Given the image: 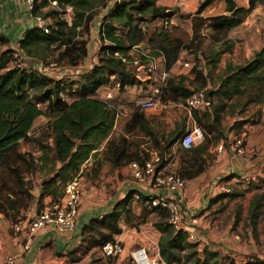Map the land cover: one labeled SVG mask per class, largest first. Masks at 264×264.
Returning a JSON list of instances; mask_svg holds the SVG:
<instances>
[{
	"label": "trees",
	"instance_id": "obj_1",
	"mask_svg": "<svg viewBox=\"0 0 264 264\" xmlns=\"http://www.w3.org/2000/svg\"><path fill=\"white\" fill-rule=\"evenodd\" d=\"M112 1L114 0H35L31 12L35 17L40 15L49 20L50 33L33 27L21 39V47L27 66H36V69L29 72L28 67H15L11 59V49L0 53V168L10 170V173L1 174V188L4 186V190H9L7 179L16 180L15 182L23 187L25 208L30 205L32 194L22 166H25V163L30 165L33 161L35 166L37 163L33 157L29 158L26 152L21 151L22 142L38 146L41 151L39 157L41 170L47 169L51 176L43 186V195L56 197L61 194L68 182L78 176L81 165L89 159L92 152L110 136L118 112L123 111L113 98L107 99L105 96L101 99L98 95L99 90L105 85H110L113 90L115 88L123 93L140 84L144 85L145 81L143 88L147 89L148 93L139 97L137 99L139 102L149 97L155 84L159 82L154 75L148 77L149 73L146 70H143L144 78H140L138 71L142 65L148 63L145 52L154 57L162 54L154 48L143 47V44L147 42L152 44L155 40L148 37L150 25L159 19L167 20L171 17L172 11L167 12L169 7L160 4V0H123L113 3L103 18L100 30L102 45L96 63L87 69L82 67L73 69L79 74L76 80L78 86L74 87L72 83H66L63 77L56 79L43 69H38L39 65L57 63L58 60H65L71 66H78L89 53L88 40L82 37V33L90 28L97 11L106 6L108 8ZM215 1L202 0L197 13L202 14ZM223 1L224 14L209 20L215 33L220 35V38L213 37L214 44L222 45L220 50L209 55L213 68L217 67L222 55L234 47L229 33L239 27L262 0H249L248 5H240L238 0ZM53 2H56L54 9L45 12V8L52 6ZM67 6L73 8L71 23L61 15V10ZM163 35L162 38L156 39L157 42L169 43L168 33L165 31ZM1 41L3 39L0 38V43ZM188 48L189 44L182 42L181 54ZM137 49H140L139 54L135 55ZM193 71L200 84H193L188 76L182 75L179 79L170 77L163 89V92L166 89L171 93L175 100L180 99L183 102L197 91L210 87L212 89L210 102L203 104L206 110L202 114L198 110H193V116L203 129L205 137L198 145L184 149L178 172L186 184L188 180L205 171L211 157L209 149L220 144L221 138L225 136L223 120L227 115L242 118L237 119L230 127V130L237 129L238 137L241 136L245 124L262 121L260 106L264 103V47L255 51L250 59L242 63L228 62L217 79L212 77V72L205 74L198 68H194ZM210 83H213V86H210ZM68 87H71V91H67ZM63 92H68L67 94L72 92L70 98L65 97ZM39 103L45 107L39 108L37 106ZM253 107L258 109L246 117L245 114L250 113ZM43 117H48L49 120L48 126L51 130L49 139H45L42 133L38 134L35 130L37 122ZM133 119H136L140 130H144L152 137L154 149L162 157L160 167L165 166L167 152L179 140V134L167 137L159 135L143 111H135ZM108 144L107 157L116 167L133 161L144 164L152 156L139 152L135 149L136 145L133 146L124 136ZM58 163H61L59 168ZM262 182L264 184V181ZM136 193V190L129 191L109 214L101 219H93L90 225L85 227L87 235L93 239L97 238L96 245L103 247L115 241V237L123 233L121 221L124 217L127 223L133 226L144 222L150 212H157L160 218L155 226L161 232L159 252L167 264H264L259 258L239 263L230 255H223L209 247L200 250L199 243L190 242L186 232L176 230L168 222L169 213L166 209L145 206L143 194L138 201L145 209L140 217H136L131 210V202L135 199ZM232 196L237 194L225 193L218 197L233 198ZM263 200L264 194H259L251 201L250 215L255 223L262 214ZM9 202L11 206L16 203L11 199ZM0 210H5V205L1 201ZM12 218L14 223L18 222L17 215H13Z\"/></svg>",
	"mask_w": 264,
	"mask_h": 264
},
{
	"label": "crops",
	"instance_id": "obj_2",
	"mask_svg": "<svg viewBox=\"0 0 264 264\" xmlns=\"http://www.w3.org/2000/svg\"><path fill=\"white\" fill-rule=\"evenodd\" d=\"M171 1L160 0L159 3L168 7V2ZM174 1L180 6H184V4L185 6L188 5V0H180V3L179 0ZM199 1L201 0H198V2ZM246 2L245 4L248 5V2ZM166 11L170 12L171 9H167ZM33 27H36V19L26 0H3L0 4V38L3 39L0 43V53L7 49H11L24 37L26 32ZM231 33H233L234 36L236 35L239 41H241L238 42L234 39V47L232 50L225 53L227 54L233 51V55L236 56L234 60H241L240 58L248 60L253 56L255 51L263 48L264 0H262L258 6L248 14L245 21L239 27L232 30ZM238 48H242L240 53ZM154 50H158L162 53L160 49L154 48ZM156 59L161 73L165 64L164 55L160 54ZM184 69L187 68L185 67ZM187 76L191 77L190 74H187ZM154 77L158 78V74H154ZM193 77V79H196L195 72L193 73ZM144 83L146 84L145 81ZM145 84H140L123 93H120L115 88L113 90L110 85H105L98 92L99 97L103 99L108 91H113L114 102L117 103L120 108H123L127 116L116 119L110 136L105 139V141L92 152L89 159L81 165L79 177L83 186V197L81 200L76 231L73 235L62 234L57 231L54 225H50L40 229L34 236L29 248H26V234L17 233L13 229L15 223L31 219L40 209L44 208L52 200L51 195H43V186L51 176L47 169L41 170L42 164L39 161L41 151L39 148L36 150L37 153L35 151L33 152L35 155L33 159L37 163L36 169L31 168L27 170L25 166H22L23 174L26 177L25 179L31 181L29 191L32 194V199L27 208H25L24 205L25 196L22 193L23 187L16 182L14 184L8 182L7 186H10V189L3 190V198L0 199L5 205V210H0V264L9 253L17 255L20 264H106L107 258L104 257L102 253V247L96 245L97 238L93 239L87 235L85 227L90 225L93 219H101L103 216L109 214L117 202L124 199L129 191L136 190L137 188L129 164L116 167L113 161L107 157L108 143L111 141H118L123 136L131 143L130 135H132L133 138L137 135V137L143 141L141 143L134 141L132 144L133 146L136 145L135 149H138L139 152L142 153H148L150 156L156 152L152 149V137L144 130H140L136 119H133L135 111L141 112V110L137 108V99L140 96H146L148 93L147 89L145 91L143 89ZM135 88L137 90H135ZM139 90H143L146 94L143 95L142 92L139 93ZM177 101L182 103L180 99ZM165 106L166 108L168 107V105ZM192 119L194 121V125L192 126L193 129L198 125L196 124L197 121L194 116H192ZM239 119L242 118H238V120ZM263 122L264 114L260 123H247L244 125L241 136L245 137V140L248 141V148L254 141L259 140L264 142V137L260 134L264 130ZM247 130L249 134L246 133ZM127 132L130 134H127ZM165 137H167V135H165ZM181 139L175 142L167 152V156L173 155V157L170 162L166 161V170L179 169L178 165L181 164L185 149L181 144ZM26 143L30 145L29 142ZM26 150L27 149L24 148L23 152H26ZM177 151H179L178 154ZM209 152L214 155L213 160H208V165L204 172L188 180L187 188L183 193V203L198 217L199 225L197 226V232L200 236V250L209 247L219 251L223 255H230L239 263L255 258L264 261V245L258 243L259 237L253 233L254 228L252 231H248V237L246 239H242L241 233H237L234 229V225L238 218L239 222L248 219V222L251 221L252 224L257 223L254 222L250 215L252 200L249 201L248 207H246V204L244 205L245 209L243 216L237 214L239 211H235L236 208H234V206H240L241 196L246 195L245 192L241 190L242 188H248L246 187L247 183L242 184V182L247 181L250 175L253 174L251 170L252 172L253 169L256 171L258 165H261L264 159L263 151L255 152L248 149L246 156H240L229 149L221 150L220 144H218L216 147L211 146ZM254 154L258 156L256 155L254 158ZM60 166L61 163H58L57 167L59 168ZM261 176L260 180L262 182L264 181V173ZM221 180L225 181L232 188L231 192L234 194H237L236 191L240 192L239 195L233 198H219L218 196L224 195L225 193L215 192L214 185ZM252 185H254V183ZM260 194H264V192ZM9 199L15 200L16 203L11 206ZM226 208H229V210H225ZM144 209L145 207L138 200L133 199L131 202L133 215L140 217ZM220 211H226L230 217L224 219ZM13 215H17L18 222H13ZM261 215L262 214H260L259 218ZM22 217L24 218L21 220ZM241 217L243 219H241ZM159 218L160 216L157 212H150L144 222L133 226L127 223L125 217L122 219L121 224L124 229L123 233L117 235L115 238L123 241L125 249L119 256L118 264H122L126 258L130 257L131 252L133 260L136 251L133 252L132 245L134 243L149 245L150 242L146 241L147 237H151V239L154 240L155 258L165 262L160 256L158 246L161 232L155 226ZM247 230L249 229L247 228ZM247 239H249V241ZM261 242H263V240H261ZM134 261L135 260H133V262Z\"/></svg>",
	"mask_w": 264,
	"mask_h": 264
},
{
	"label": "rangeland",
	"instance_id": "obj_3",
	"mask_svg": "<svg viewBox=\"0 0 264 264\" xmlns=\"http://www.w3.org/2000/svg\"><path fill=\"white\" fill-rule=\"evenodd\" d=\"M171 1V0H170ZM188 5L180 6L178 3H176L174 0L171 2H168V7L171 9V17L167 20L165 19H159L154 24L150 25V34L149 39H155L154 42L149 44V42L143 44L144 48L151 49V48H157L160 49L162 54L164 55L165 64L163 66L164 69H162L160 73V68L158 65L157 70L155 71V74L158 76L161 75L163 72L170 73V77H176L179 79L182 75L187 76V74H190L188 78L193 79V69L199 68L201 69L205 74L212 72V77L214 79H217L218 75L222 73V71L225 68L226 63L229 61L236 62V63H242L245 59L240 58L241 60H234L236 56L233 55V51L231 53L223 54L221 57V61L217 64L216 68H213L212 61H209L210 57L209 55L217 50L221 49L222 45H215L213 42V37L220 38V35H217L215 33V30L213 27H211V22H209L210 19H213L212 17H216L219 14L223 15L225 10V4L223 0H216L215 3L206 9L202 14H198L197 10L200 6V3L202 2L198 0H188ZM240 5H244L246 0H238ZM180 3V0H179ZM247 3V2H246ZM108 5V4H107ZM246 5V4H245ZM109 6V5H108ZM107 7V6H106ZM101 8L97 11L93 23L91 24L89 29L84 30L82 33V37L84 39L88 40V50L89 53L84 59L81 61V63L78 66H71L69 65L65 60H58L57 63L50 62L49 64H45L43 67V70L47 72L49 75L56 79H60L63 77V80L66 83H72L75 85L74 87L78 86L76 83V80L78 79L79 74H76L77 72L73 69L82 67L87 69L92 67L97 59H98V51L100 46L102 45V39H101V27L103 24V18L106 15V9L107 8ZM54 9V5L49 6L48 8H45V12L51 11ZM176 12V13H173ZM99 29V30H98ZM166 31L170 37L169 43H163V42H157L156 39L162 38L164 35L163 33ZM233 37V38H231ZM239 37V35H238ZM229 38L231 40H237L239 41V38L233 33H229ZM186 42L189 44V47L187 50H184L181 54V43ZM152 46V47H151ZM201 49V51H199ZM242 49V48H241ZM239 53H240V50ZM136 50V49H135ZM140 50V49H139ZM139 50L135 51V55L139 54ZM179 53V54H178ZM179 55V57H178ZM54 61V60H52ZM179 61H190L191 66L187 69H184L185 67L181 66L179 64ZM77 70V69H76ZM189 79V80H191ZM193 84H200L201 82L199 79H193L191 80ZM71 84V85H72ZM210 86H213V83H210ZM211 88V87H210ZM144 89V88H143ZM135 90H137L135 88ZM67 91H71V87H68ZM132 91V90H131ZM145 91V89H144ZM143 90H139V93L146 94ZM134 92V91H133ZM68 93V92H67ZM66 92H63V95L67 98H70V93L67 94ZM141 97V96H140ZM163 101L166 105H168L165 109H158L156 111L147 113V117L151 120L152 124L155 126L157 132L159 135H168V136H176L179 134V139H181V136L185 133L187 130H191L192 126L194 125V121L192 119L193 111H189L186 106L185 102L182 101V103H179L177 100H175L171 93H169L166 89L163 92ZM205 105H202L194 110H198L200 114H202L206 108ZM262 109V114H264V103L260 106ZM258 107H253L251 112L248 114H245L246 117H248L251 113L256 111ZM253 111V112H252ZM238 119L237 116H231L227 115L223 120V125L226 129L225 136L221 138V141L224 143V150H228V144L234 142V139L238 135L237 129L230 130V127L234 124L235 120ZM48 117L41 118L35 127V130L37 133H42V136L46 138H50V129L48 126ZM198 125V123H196ZM195 124V125H196ZM199 126V125H198ZM264 126V122H263ZM244 127V126H243ZM243 130V128H242ZM44 132V134H43ZM129 132H127L128 134ZM247 134H249V131H246ZM130 134V133H129ZM264 137V130L260 133ZM205 137V134H204ZM204 140V139H203ZM202 140V141H203ZM52 141L51 139L49 140ZM130 141L133 143L136 142H142L143 140L137 137V135L133 138L132 135H130ZM201 141L198 139L197 142ZM201 141V142H202ZM220 141V142H221ZM52 143V142H51ZM249 145L248 141L245 140V146L248 149H251V151H263L264 153V142L262 141H254L251 143L249 148L247 147ZM232 146V145H231ZM27 149L26 153L30 156L29 158L35 157L33 152L35 151L37 153L38 146L34 143H30V145H27L26 142H22L20 145V149L23 152V149ZM152 149H154V144L152 143ZM29 150V152H28ZM231 150V147L230 149ZM180 151V150H179ZM177 151V154L178 152ZM183 154V152H182ZM211 154V153H210ZM252 155V153L250 152ZM257 154H254V158ZM264 155V154H263ZM214 155L211 154V157L209 160H213ZM258 156V155H257ZM172 156H167V161L170 162L172 159ZM167 162V163H168ZM173 162V161H172ZM37 166H35V162L33 161L30 165L25 163V169L29 170L31 168L36 169ZM180 168V165H178ZM260 168V169H258ZM258 168L256 171L253 169V172L251 170L252 175L247 179V181L242 182V184H246V187L248 188H242L241 191L245 192L246 195H242L240 200V206H234L235 211H239L237 214L242 215L244 213L245 204L246 207H248L249 201L252 200L255 195L260 194L261 192H264V186L263 182H261L260 178L261 175L264 173V159L262 160L261 165H258ZM3 172L10 173V170H5L0 168V184L2 185V177L1 174ZM12 178H14L12 175H10ZM248 177V176H247ZM7 177H4V179ZM10 183H15L16 180L14 179H7ZM28 181V187H31V181ZM17 182V181H16ZM254 183V185H252ZM259 186L260 188H257ZM10 187V186H9ZM4 186L0 189V199L3 198L4 193ZM232 190V188H231ZM241 192V193H243ZM233 194V192H231ZM237 195H239L240 192H237ZM256 193V194H255ZM235 197V196H232ZM264 202V200H263ZM230 207V206H229ZM81 208V207H80ZM231 209V208H230ZM229 210V208L225 209ZM232 210V209H231ZM222 214V217L224 219H227L230 217L226 211H220ZM241 219H243L241 217ZM248 219H245L244 221L239 222V218L237 222L234 225L235 231L237 233H241L242 239H246L248 237V231H252L254 228V234L259 237L258 243L260 245H264V206L262 208V215L258 219L256 224H252L251 221L248 222ZM247 228L249 230H247ZM249 241V239H247ZM263 240V242H261ZM146 241L150 242L149 245H143L142 243H134L132 245V250L137 251L141 249L142 247H145L147 254L150 258L155 257V249H154V240L151 239V237H147ZM132 252L130 257L126 258L122 264H136L132 260ZM99 261V260H98ZM119 263V256L114 259H107L106 264H118ZM159 264H166L162 260H159Z\"/></svg>",
	"mask_w": 264,
	"mask_h": 264
},
{
	"label": "built area",
	"instance_id": "obj_4",
	"mask_svg": "<svg viewBox=\"0 0 264 264\" xmlns=\"http://www.w3.org/2000/svg\"><path fill=\"white\" fill-rule=\"evenodd\" d=\"M3 0H0V4ZM31 11L34 6L35 0H26ZM123 0H114L110 3V6L106 9V13L109 11L114 2H120ZM247 2L249 0H246ZM56 5V2H53ZM61 15L68 21L72 22L73 8L67 6L64 10H61ZM36 27L42 29L45 33H50L49 20L43 16H36ZM103 26V25H102ZM147 57L148 63L142 65L138 71V76L144 78L143 70L149 73V76L155 74L158 68V62L156 57L151 54L144 53ZM11 59L15 67H28L25 62V55L21 47V40L17 42L11 48ZM138 63V61H135ZM183 67H190V61H179ZM39 70H42L43 65L37 66ZM36 69V66L28 67V71L32 72ZM170 78V73L163 72L158 76L159 82L155 84L151 95L145 99H142L137 103V108L143 111L145 114L156 111L158 109H165L166 104L163 101V89L167 86V81ZM205 90L195 92L185 102V106L189 111L202 106L207 103L205 101ZM114 96L113 91H108L106 94L107 99H112ZM39 108L45 107V105L37 104ZM127 116L125 111H119L117 119ZM204 139V131L200 126H195L192 130L186 131L182 135L181 144L184 148H192ZM232 145V146H231ZM231 151L240 156H246L247 148L245 146V137L240 136L234 139V142L230 144ZM220 149H224V143H220ZM162 164V157L159 153L154 152L151 158L145 161L144 164L138 161H133L129 164L135 178L137 185L135 199L140 200L141 195L145 196L144 205L148 207H162L169 213L168 222L176 229L182 230L188 234V239L192 243H199L200 236L197 232V226L199 225L198 217L195 216L191 210L183 203V193L187 188L185 179L179 174L178 170H166L165 166L160 167ZM80 174L73 180L68 182L60 195L52 197V200L39 212L26 221H20L13 225V229L17 233H25L27 242L26 248H29L36 233L47 226L54 225L58 232L65 235H73L76 231L77 220L79 217L81 200L83 197V186L80 180ZM214 191L220 193H230L231 187L223 180L218 181L214 185ZM1 243V240H0ZM125 247L122 240L116 239L109 242L102 247V253L107 259H114L120 256ZM137 253H143L147 264H159L158 258H150L145 248H141L134 253V260L136 264H143ZM1 264H20V260L17 255L9 253L5 256L4 261Z\"/></svg>",
	"mask_w": 264,
	"mask_h": 264
},
{
	"label": "water",
	"instance_id": "obj_5",
	"mask_svg": "<svg viewBox=\"0 0 264 264\" xmlns=\"http://www.w3.org/2000/svg\"><path fill=\"white\" fill-rule=\"evenodd\" d=\"M211 91H212L211 88H208V89H206V90L204 91V93H205V101H206L207 103L210 102V93H211Z\"/></svg>",
	"mask_w": 264,
	"mask_h": 264
},
{
	"label": "bare ground",
	"instance_id": "obj_6",
	"mask_svg": "<svg viewBox=\"0 0 264 264\" xmlns=\"http://www.w3.org/2000/svg\"><path fill=\"white\" fill-rule=\"evenodd\" d=\"M137 256L139 257V259L141 260V262L143 264H147L146 259H145V256H144L143 253H137Z\"/></svg>",
	"mask_w": 264,
	"mask_h": 264
}]
</instances>
